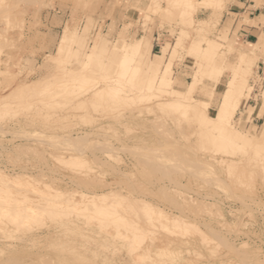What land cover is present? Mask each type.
<instances>
[{
	"label": "rangeland",
	"instance_id": "374dc122",
	"mask_svg": "<svg viewBox=\"0 0 264 264\" xmlns=\"http://www.w3.org/2000/svg\"><path fill=\"white\" fill-rule=\"evenodd\" d=\"M243 27L264 0H0V264H264V35Z\"/></svg>",
	"mask_w": 264,
	"mask_h": 264
},
{
	"label": "bare ground",
	"instance_id": "6f19581e",
	"mask_svg": "<svg viewBox=\"0 0 264 264\" xmlns=\"http://www.w3.org/2000/svg\"><path fill=\"white\" fill-rule=\"evenodd\" d=\"M91 54V53H90ZM95 62V61H94ZM93 62V63H94ZM207 65V64H206ZM200 66V65H199ZM202 67V66H201ZM200 68V67H199ZM197 72H199V71H197ZM220 73V72H219ZM196 73H194L193 74V76L192 77H194L193 78V81H191V83L190 84H188L187 86H186V91H187V94H190V93H192L193 92V90H194V88H195V86H196V84L199 82L198 80H197V76H194ZM238 75H240V77H238ZM231 78L230 79H228V81H227V86H226V88H225V93H222V95L224 96L223 98L224 99H222V100H229V98H232L233 97V99H230V102L232 101V105L233 106H235L236 104H237V101H238V99H237V96H239V95H241L242 94V92H243V89H244V85H245V83H244V78H245V74L243 73V72H241V73H239V72H237V71H232V75L230 76ZM166 79L164 78V77H161L160 79H159V82H158V86H157V89H161L162 90V88H163V86L165 85V83H166ZM94 84V83H93ZM91 85V86H89V87H91V89L93 88V86L94 85ZM118 85V84H117ZM104 89H107V90H112V91H114V92H116V90L115 89H119V87H115V89L114 88H112V87H110V86H105V87H103V88H100V87H98V88H95V89H93L92 91H91V93H90V95H89V97H91V101H93V99H94V101H95V104H96V106L98 107V105H99V102H100V105L99 106H103V104H101V97H102V93H103V90ZM165 89V88H164ZM106 90V92L109 94V92ZM173 90H176V91H178V92H180L181 90H178V89H175V88H173ZM164 91V90H163ZM176 91H174V94H175V92ZM165 92V91H164ZM177 92V94L176 95H179L180 93H178ZM86 93V92H85ZM117 95H116V97L115 98H117L118 99V97H120L121 95L119 94V93H116ZM246 94V93H245ZM83 96V95H82ZM118 96V97H117ZM123 96V95H122ZM136 96V95H135ZM160 96V95H159ZM180 96V95H179ZM88 97V98H89ZM103 97H105V100H107L106 99V97L107 96H103ZM109 97H110V95H109ZM124 97V96H123ZM126 97V96H125ZM129 97V96H128ZM138 99H139V101H141L142 99H140V97H141V95L140 94H138L137 96H136ZM88 98L85 100L84 98H83V100H79L78 101V104L81 106V107H79V108H77V109H82L83 110V108L85 109V106H86V104H84V103H86L87 102V105H90V103L88 104V102H91L90 100H88ZM99 98H100V101H98L99 100ZM112 98V97H111ZM114 98V97H113ZM97 99V100H96ZM119 99H121V97L119 98ZM88 100V101H87ZM104 100V99H103ZM130 100H132V98L130 99ZM97 101V102H96ZM133 101V100H132ZM138 101V100H137ZM105 102V101H104ZM103 101H102V103H104ZM107 102V101H106ZM106 102L104 103V105L106 104ZM221 102V101H220ZM229 102V103H230ZM240 102V101H239ZM222 103H223V101H222ZM74 105V106H72V107H74V108H76V107H78L79 105ZM98 104V105H97ZM175 104H177L175 101H172V102H160V104H158L159 106H161L162 108H165L166 109V107L167 108H169V107H172V106H174ZM82 105L84 106V107H82ZM220 106H221V104H219ZM218 105V106H219ZM230 105H231V103H230ZM230 105H228V106H230ZM92 106H93V104H92ZM219 106V107H220ZM227 106V105H226ZM227 106V107H228ZM237 106V105H236ZM95 106H93V108H94ZM96 107V108H97ZM87 108V107H86ZM95 108V109H96ZM227 109V108H226ZM76 110V109H75ZM94 110V109H93ZM160 110V109H159ZM96 111V110H95ZM227 112V111H226ZM233 112V111H232ZM66 117V116H65ZM68 117V116H67ZM219 135H221V133H219ZM226 137V136H225ZM226 139L228 140L229 138L228 137H226ZM228 141H230V140H228ZM175 165V164H174ZM178 166V165H177ZM171 180H172V178H171ZM181 184V183H180ZM3 192V191H2ZM177 193V192H176ZM104 194V193H103ZM109 194V193H108ZM112 194H113V192H112ZM115 194H117L116 192H115ZM115 194H113L114 195V197H115ZM106 195V194H105ZM6 196V195H5ZM110 196H111V194H110ZM123 196V195H122ZM102 197H104V196H102ZM101 197V198H102ZM113 197V196H112ZM113 197V198H114ZM106 198V197H105ZM124 198V197H123ZM6 199V198H5ZM111 199V198H110ZM109 199V200H110ZM2 200H3V197H2ZM100 200H102V199H100ZM99 200V201H100ZM104 200V199H103ZM120 200V199H119ZM16 201V200H15ZM113 201V200H112ZM4 202V201H3ZM7 202V201H6ZM102 203V202H101ZM109 203V202H108ZM113 203H114V201H113ZM13 204V203H12ZM15 204V203H14ZM105 204V203H104ZM122 205V204H121ZM126 205V204H125ZM124 205V206H125ZM14 206H12V208H13ZM16 207V206H15ZM96 207V206H95ZM111 207V206H110ZM1 208V207H0ZM6 208V207H5ZM3 209V210H5L3 213H6L7 212V214L9 215V213H8V210L10 211V209ZM9 208H11V207H9ZM20 208L22 209V207L20 206ZM122 208V207H121ZM2 209V208H1ZM72 209V208H71ZM76 209V208H75ZM114 209V208H113ZM117 209V208H116ZM119 209V208H118ZM2 210V211H3ZM11 210H13V209H11ZM33 210V209H32ZM73 210V209H72ZM2 211H1V213H0V216H1V214H2ZM14 211V210H13ZM13 211L12 212H10V215L12 216V217H14L13 216ZM23 211V210H22ZM54 211V210H53ZM69 211V210H68ZM112 211V210H111ZM24 212V211H23ZM86 212V211H85ZM19 213V212H18ZM17 213V214H18ZM31 213V212H30ZM62 213V212H61ZM79 213V212H78ZM88 213H91V212H88ZM120 213V212H119ZM7 214H3V217L4 216H7ZM16 214V213H15ZM32 214V216H34L33 214H35V213H31ZM102 214V213H101ZM124 214V213H123ZM21 215H25L24 217L25 218H27L28 216L26 215V214H21L20 213V215H17V216H19V217H17V219L18 218H20V216ZM36 215H37V213H36ZM55 215V214H54ZM64 215V214H63ZM69 215V214H68ZM79 215V214H78ZM116 215V214H115ZM214 215V214H213ZM74 216V215H73ZM82 216V215H81ZM85 216V215H84ZM86 216H87V214H86ZM99 216V215H98ZM216 216V215H215ZM37 217H39V216H37ZM54 217V216H53ZM58 217V216H57ZM120 218H121V216H119ZM9 218H10V216H9ZM15 218H16V216L14 217V222H15ZM65 218V217H64ZM95 218V217H94ZM99 218V217H98ZM103 218V217H102ZM7 219H8V217H7ZM11 219V218H10ZM13 220H11V221H13ZM21 220V219H20ZM59 220H60V218H59ZM17 222H15V224L16 225H18L19 224V219L18 220H16ZM22 221V220H21ZM20 221V222H21ZM33 221V220H32ZM92 221V220H91ZM2 223V222H1ZM18 223V224H17ZM202 223V222H201ZM218 223V222H217ZM222 223V222H221ZM223 223H224V221H223ZM21 224V223H20ZM19 224V225H20ZM220 224V223H219ZM22 225V224H21ZM102 225V224H101ZM119 225H122V224H119ZM205 225V224H204ZM230 225V224H229ZM103 226V225H102ZM115 227H116V225H114ZM224 226V225H223ZM229 227V226H228ZM228 227H226V228H228ZM229 229H230V227H229ZM116 230V229H115ZM178 231V230H177ZM116 232V231H115ZM105 233V232H104ZM118 233V232H117ZM178 234V233H177ZM109 235V234H108ZM207 235V234H206ZM112 237H113V235H112ZM200 237V236H199ZM219 237V236H218ZM116 238V237H115ZM120 238H121V235H120ZM132 238H134V237H132ZM138 238V237H137ZM136 238V239H137ZM124 239V238H123ZM122 239V240H123ZM143 239V238H142ZM220 239V238H219ZM124 240H126V239H124ZM145 240V239H144ZM143 240V241H144ZM137 241H139V240H137ZM169 241V240H168ZM166 242V243H168L169 244V242ZM179 241V240H178ZM188 241V240H187ZM131 242H133L132 240H131ZM140 242V243H139ZM139 242H137L136 244H135V247L133 248L134 250L135 249H138V248H142V246L140 247V244H142L141 242L142 241H139ZM171 242L173 243H175V241H173V240H171ZM185 242V241H184ZM207 242V241H206ZM205 242V243H206ZM127 243V242H126ZM134 243V242H133ZM150 243V242H149ZM178 243V242H177ZM179 243H181V242H179ZM191 244H192V242H190ZM243 243V242H242ZM241 243V244H242ZM182 244V243H181ZM188 244H189V242H188ZM219 244V243H218ZM246 244V243H245ZM244 244V245H245ZM129 245V244H128ZM143 245V244H142ZM166 245V244H165ZM183 246H186V245H184V244H182ZM217 245V244H216ZM240 245V244H239ZM247 245V244H246ZM134 246V245H133ZM144 246V245H143ZM145 246H146V244H145ZM144 246V247H145ZM170 246V245H169ZM180 246V245H179ZM189 246V245H188ZM191 246V245H190ZM190 246H189V248H190ZM194 247H195V245H193ZM197 246V245H196ZM215 246V245H214ZM218 246V245H217ZM222 246V245H221ZM240 246H243V244L242 245H240ZM129 247V246H128ZM176 247H177V244H176ZM181 247V246H180ZM132 248V247H131ZM170 248H171V246L169 247V249H165L164 248V250L163 251H154V254L153 255H155V257L156 256H158V258H160V257H162V256H166V257H164L165 259L166 258H169V257H167V256H172V253H171V251H170ZM186 248H187V246H186ZM130 249V248H129ZM132 249V250H133ZM140 249H138V250H140ZM156 249H157V247H156ZM175 249V248H174ZM173 249V250H174ZM193 249V248H192ZM191 249V250H192ZM235 249V248H234ZM133 250V251H134ZM160 250V249H159ZM183 250H184V247H183ZM130 251L131 250H129V253H130ZM147 251H149V249L147 250ZM179 251V250H178ZM185 251V250H184ZM186 251H188L187 249H186ZM126 252H128V249H127V251ZM175 252V251H174ZM181 252V251H180ZM191 252V251H190ZM240 252V251H239ZM244 252V251H243ZM140 253V252H139ZM177 254L179 253V252H176ZM176 253H174V254H176ZM182 253V252H181ZM188 253H189V251H188ZM193 254V253H192ZM196 254V253H195ZM213 254V253H212ZM141 257H142V259L144 258V260L146 261V260H148L149 258L150 259H152L151 257L153 256L152 255V253H151V251L150 252H147V253H144V252H142L141 254ZM199 255V254H198ZM176 256V255H175ZM174 256V257H175ZM179 256V258H180V256L181 255H178ZM177 256V257H178ZM183 256V255H182ZM221 256V255H220ZM101 257V256H100ZM194 257H196V256H194ZM199 257V256H198ZM216 257V256H215ZM145 258H148V259H145ZM163 258V259H164ZM176 258V257H175ZM211 258V257H210ZM106 259V258H105ZM113 260H114V257L112 258ZM111 259V260H112ZM161 259V258H160ZM162 259V260H163ZM178 259V258H177ZM176 259V260H177ZM239 259V258H238ZM241 259V258H240ZM107 260V262H109L108 261V259H106ZM159 260V259H158ZM170 260H172L171 258L169 259V263H170ZM116 261V260H115ZM141 262H142V260H140ZM160 261L161 260H159L158 262L160 263ZM165 261V260H164ZM175 261V260H174ZM180 261H183V260H180ZM241 261V260H240ZM51 262V261H50ZM113 262V261H112ZM111 262V263H112ZM133 262V261H132ZM151 262H153V259H152V261ZM157 262V263H158ZM172 262V261H171ZM176 262V261H175ZM191 262V261H190ZM242 262V261H241ZM240 262V263H241ZM46 263H47V260H46ZM49 263V262H48ZM52 263V262H51ZM115 263V262H114ZM140 263V262H139ZM139 263H137V264H139ZM158 263V264H159ZM162 263V262H161ZM165 263V262H164ZM163 263V264H164ZM169 263H167L166 262V264H169ZM179 263H181V262H179ZM186 263H189V262H186ZM186 263H184V264H186ZM243 263V262H242ZM249 263V262H248ZM29 264V263H28ZM45 264V263H44ZM97 264H99V263H97ZM140 264H143V262L142 263H140ZM150 264V263H149ZM209 264V263H208ZM219 264V263H218ZM220 264H222L221 262H220ZM235 264V263H234ZM250 264V263H249Z\"/></svg>",
	"mask_w": 264,
	"mask_h": 264
},
{
	"label": "crops",
	"instance_id": "0c3cea01",
	"mask_svg": "<svg viewBox=\"0 0 264 264\" xmlns=\"http://www.w3.org/2000/svg\"><path fill=\"white\" fill-rule=\"evenodd\" d=\"M122 2L123 3H132V4H139V2H140V4H143V2H144V0H122ZM126 12V15H125V13H124V15L127 17V18H129V17H134V15H133V13L131 14L130 13V10H127V11H125ZM243 29H244V35L246 36V37H248V36H250L251 38H253L255 41L254 42H257L258 41V37H259V35H264V32H262L261 34H259V35H257V33H255V32H258V29L256 28V27H243ZM140 27H136V33L138 34L139 32H140ZM132 32H134V30L132 29ZM145 36H142V37H140V38H136L131 44H129V45H126V46H123V48L124 49H126L125 51H124V53H123V62H122V66L125 68V66L126 65H128V63H126L127 62V58H128V56H129V52H130V47H132V45H135V46H137V47H139V49L142 47V45L145 43ZM152 44H151V47H150V49H151V53L153 54V52H154V49H155V47L157 46L156 44V41H155V33H153L152 34V42H151ZM253 43V42H252ZM163 48H165V47H163ZM136 57V56H135ZM124 58L126 59V61H124ZM157 63L156 62H154V61H151L150 62V66H152L153 67V69H155V65H156ZM149 66V67H150ZM128 71H129V68L127 69ZM176 81L177 82H179L180 84H183L184 83V81L183 80H181V79H179V78H176ZM122 85H123V80H122V82L121 83H119V85H117V87H119V89L121 90L122 89ZM118 89V90H119ZM119 90V91H120Z\"/></svg>",
	"mask_w": 264,
	"mask_h": 264
}]
</instances>
